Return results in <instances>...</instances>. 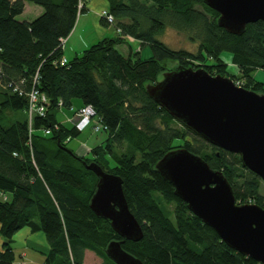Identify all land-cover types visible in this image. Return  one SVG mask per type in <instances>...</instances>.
I'll list each match as a JSON object with an SVG mask.
<instances>
[{
    "label": "trees",
    "instance_id": "1",
    "mask_svg": "<svg viewBox=\"0 0 264 264\" xmlns=\"http://www.w3.org/2000/svg\"><path fill=\"white\" fill-rule=\"evenodd\" d=\"M85 1L0 0L1 80H22L24 86L23 95L0 88V192L5 197H0V264L14 263L11 243L24 227L44 234L50 247L44 264H83L85 250L100 264H115L105 250L122 238L90 210L97 177L81 160L122 179L129 210L143 232L141 240L125 241L122 248L142 263L259 264L229 248L193 215L155 165L175 149L198 155L223 173L237 204L264 205L261 179L242 166L239 155L208 144L176 121L145 87L168 71L204 68L264 93V84L252 76L264 72V23L248 24L236 36L218 27V13L202 0H106L114 27L149 46L151 57L133 58L130 42L117 36L60 65V40L71 34ZM26 2L43 11L32 21H18ZM168 28L198 43L197 53L158 41L156 36ZM121 44L128 45L127 55L118 50ZM222 53L230 54L239 75L228 71ZM33 86L48 103L45 114L29 122L25 93ZM86 105L107 127L105 140L91 148V158L67 146L80 132L58 119L61 110L72 116L70 108Z\"/></svg>",
    "mask_w": 264,
    "mask_h": 264
},
{
    "label": "water",
    "instance_id": "2",
    "mask_svg": "<svg viewBox=\"0 0 264 264\" xmlns=\"http://www.w3.org/2000/svg\"><path fill=\"white\" fill-rule=\"evenodd\" d=\"M202 1L218 13V27L230 34L240 36L248 24L264 23V0ZM145 91L205 142L239 155L242 166L264 182V93L247 90L230 77L211 75L204 68L165 72ZM81 161L97 177L90 210L107 220L122 238L107 245V257L115 264H144L122 248L125 241L137 242L143 237L140 224L129 210L122 179L94 162ZM155 169L172 185L174 195L222 242L264 264V205L237 204L223 173L185 149L168 152Z\"/></svg>",
    "mask_w": 264,
    "mask_h": 264
},
{
    "label": "crops",
    "instance_id": "3",
    "mask_svg": "<svg viewBox=\"0 0 264 264\" xmlns=\"http://www.w3.org/2000/svg\"><path fill=\"white\" fill-rule=\"evenodd\" d=\"M26 5L27 4L25 3L24 11L26 9ZM84 8L85 14H80L78 16L76 25L65 41L66 43L63 45V56L66 60H70L65 54V45L67 43L69 45L68 50L71 51L74 56H77L80 55L84 50L88 49L90 46L96 44L98 41L108 38L107 36L108 34L110 35V32V38H113L112 36L113 34H115L114 29L111 26H108L100 16L101 11L108 10V4L106 0H86ZM38 13L41 14V11L39 10ZM88 34L90 35L89 38H87ZM76 35H81L83 39L81 43L73 45L71 43V40L73 37H76ZM92 42L94 43L92 44ZM132 42L137 41L132 39L131 43ZM227 63L230 64V61H228ZM79 150L77 151V154H80ZM30 241L38 247L30 246ZM11 246L13 248L15 258L17 259L19 256V261L21 264H25L27 262L26 260H28L31 264H44L45 255L49 252L50 249L44 234L37 231H31L29 227H24L15 233ZM39 249H41V251H39ZM91 258H93L92 264L101 263V260L96 257L93 252L85 250L83 264H88Z\"/></svg>",
    "mask_w": 264,
    "mask_h": 264
},
{
    "label": "rangeland",
    "instance_id": "4",
    "mask_svg": "<svg viewBox=\"0 0 264 264\" xmlns=\"http://www.w3.org/2000/svg\"><path fill=\"white\" fill-rule=\"evenodd\" d=\"M26 4L27 5H26L25 11L21 15L16 17V19L18 21H32L40 15L38 13L39 10L41 11V13L43 11V9L41 7L36 6L32 3L26 2ZM82 14H85V11ZM110 35H111V32H110ZM110 35L108 34L107 37L110 38ZM89 37H90V35L88 34L87 38H89ZM112 37H117V36L115 34H113ZM82 39H83V37L81 35H76V37L72 38L71 43L73 45H75L77 43H81ZM156 39L158 41H160L161 43L165 44L166 46H168L170 49H173V50H186V51L191 52V53H197V51H198V43H194V42L189 41L188 38H186L184 35H182L180 33H177L173 29H169V28L166 29L163 33L157 35ZM66 40H67V38L64 40V44L66 43L65 42ZM93 43L94 42H92V44ZM92 44H90V45H92ZM68 47H69V45L67 43L65 45V51H66L65 54L67 55V57L69 59H71V58H73L74 55L71 51L68 50ZM129 47H130V50L132 52L131 54L133 55L132 56L133 58L139 57L141 59H147V58L151 57V55H152L151 50H150L149 46H147V45L142 47L140 45V43H137V42L131 43L130 42ZM129 47L127 44H121V45L117 46L118 50H120L125 55L128 54V52H129L128 48ZM222 58L225 61V63H227L230 60V54L222 53ZM228 71L233 75H239L240 74V72H238L239 70L237 69V67L232 65V64H228ZM161 76H160V78H161ZM252 76L254 77V79L256 81L264 84V72L263 71L256 70L252 74ZM240 84H242V83H240ZM240 84H238V85L241 86ZM259 94H261V93H259ZM20 113L23 114V112H20ZM58 119L60 121H67L68 120V115L65 112V110L64 111L61 110L59 112ZM104 140H105V132H99V133L93 134L90 130H85L84 132H81L77 136V138L72 139L70 142H68L67 146L70 149H72L75 153H77V151L80 148V150H79L80 154H78V155L91 158V155H92L90 153L91 148L94 147L96 144L101 143ZM259 193L262 196H264V182H260ZM239 203H245V202L239 201ZM249 203H251V202L249 201ZM0 243H1V240H0ZM30 246L38 247L37 245H35L31 241H30ZM39 251H41V249H39ZM33 257H35V256H33ZM26 261L27 262L25 264H31V263H29L28 260H26ZM92 263H93V258H91L89 260L88 264H92ZM13 264H21L19 261V256L16 259V261H14Z\"/></svg>",
    "mask_w": 264,
    "mask_h": 264
},
{
    "label": "built area",
    "instance_id": "5",
    "mask_svg": "<svg viewBox=\"0 0 264 264\" xmlns=\"http://www.w3.org/2000/svg\"><path fill=\"white\" fill-rule=\"evenodd\" d=\"M82 7V3L80 5ZM100 16L104 18L106 23L114 27V18L112 15L107 11L103 10L100 12ZM116 34H121L120 29L114 28ZM129 40H131L130 37H127ZM62 47L64 45V40H60ZM66 59L62 58L60 60V65H63L66 63ZM2 76V70L0 69V88L4 90H9L13 93H17L18 95L24 94V86L23 81H9L6 83H3L1 80ZM36 82V78L34 79V84ZM25 95L28 98V108H27V116L28 121L30 122L32 117L35 115L43 116L46 111L47 106V99L46 97L39 93L38 90L33 86V88L25 93ZM59 106L61 103L58 104ZM70 112H74L73 116L71 118H68L67 122L72 123L78 131H84L85 129H89L93 134L99 133V132H105L107 131V127L103 125L101 118L97 115L94 108L90 105L83 106L77 110L74 111L73 108H70ZM56 128V126H55ZM45 134H49V130H45ZM0 197H3L5 199L4 195L0 192Z\"/></svg>",
    "mask_w": 264,
    "mask_h": 264
},
{
    "label": "clouds",
    "instance_id": "6",
    "mask_svg": "<svg viewBox=\"0 0 264 264\" xmlns=\"http://www.w3.org/2000/svg\"><path fill=\"white\" fill-rule=\"evenodd\" d=\"M101 18H102V17H101ZM102 19L104 20V18H102ZM104 21H105V20H104ZM105 22H106V21H105ZM109 26H111V25H109ZM111 27H113V26H111ZM114 28H115V27H113V29H114ZM114 31H115V29H114ZM115 34H116V32H115ZM116 36L130 37V36H123V35H122V33H121V34H119V35H118V34H116ZM130 38H131V40L133 39L132 37H130ZM235 83H236L237 85H238V84H240V83H238V82H235ZM240 85H241V84H240ZM238 86H239V85H238ZM240 87H241V86H240ZM94 110H95V109H94Z\"/></svg>",
    "mask_w": 264,
    "mask_h": 264
},
{
    "label": "bare ground",
    "instance_id": "7",
    "mask_svg": "<svg viewBox=\"0 0 264 264\" xmlns=\"http://www.w3.org/2000/svg\"><path fill=\"white\" fill-rule=\"evenodd\" d=\"M64 58V57H63ZM61 60H62V58H61ZM64 64H67V62L66 63H64Z\"/></svg>",
    "mask_w": 264,
    "mask_h": 264
}]
</instances>
